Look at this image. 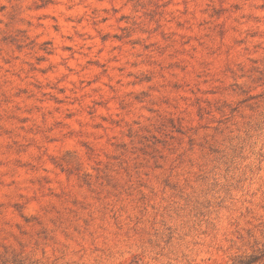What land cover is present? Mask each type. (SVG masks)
<instances>
[{"label": "clouds", "instance_id": "clouds-1", "mask_svg": "<svg viewBox=\"0 0 264 264\" xmlns=\"http://www.w3.org/2000/svg\"><path fill=\"white\" fill-rule=\"evenodd\" d=\"M26 2L28 7L23 13L27 19H33L32 0ZM0 6L6 10L0 15V19H4L12 4L10 0H0ZM85 6L97 10L93 18L99 21L110 14L116 0L111 4L109 0H85ZM68 7L69 0H55L40 8V14L51 18L65 14ZM104 7H108V13L103 11ZM220 8L225 10L223 14L214 15L213 10ZM169 13L172 24L179 22L199 41L197 44L190 41L179 51L189 57L184 62L189 68L183 74L178 73L179 77L183 75L191 82H198L203 91L233 83H250L246 77L233 79L226 66L234 68L237 64L264 58V0H173ZM134 15L138 23L151 27L144 22L143 10ZM221 24L228 34L223 41L206 38L215 36L212 29ZM97 28L103 34L99 24ZM183 38L189 41L188 35ZM169 51L177 53L175 47ZM3 54L14 55V50L6 48ZM148 56L140 55L134 62L137 66H133L131 60L116 57L115 63L124 70L113 68L107 82L93 94L94 99L104 102L103 106L95 107L94 115L87 116V109L83 108L80 119L74 123H64L59 129L46 125L32 129L33 133L56 135L59 153H78L83 171L93 177L90 195L79 211L68 209L66 214L46 204L39 181L23 178L21 166L27 169L36 166L34 170L38 174L47 167L46 146L30 141L39 149L36 153L25 143L28 138L22 133L29 129L21 130L13 125L15 131L9 133L11 139L3 137L0 144V240L18 251L23 246L28 264H201V261L212 264V260L250 252L249 245L253 243L264 245L262 87L252 86L241 94L225 97L229 105L227 111L213 112L205 121L211 135L215 128L224 132L217 137L221 150L231 156L233 148L242 149L241 158L228 171L223 165L212 169L215 182L206 186L192 182V170L185 169L184 165L177 167L173 175L187 182L191 193L188 202L182 197L162 198L155 179L159 173L145 175L142 172L131 181L121 173L115 177L117 186H124L119 191L95 179L109 161L115 139L125 138L127 126L139 122L135 124L139 129L154 119L155 110L165 115L172 111L160 104L162 97L172 95L165 87L172 74L145 63ZM151 58L165 66L169 63L167 53L165 57L153 54ZM205 63L206 68L202 67ZM150 70L158 73L156 78L150 84L139 83L136 77ZM143 93L148 96L138 100ZM185 110L192 111L183 104L175 114L180 115ZM37 157L42 167L37 165ZM175 159L172 156L169 161ZM202 166L205 164L199 165ZM241 178L246 181L242 193L225 197V189L235 188ZM129 184L135 189L132 194L125 190ZM221 246L223 251L217 255L216 249Z\"/></svg>", "mask_w": 264, "mask_h": 264}, {"label": "rangeland", "instance_id": "rangeland-1", "mask_svg": "<svg viewBox=\"0 0 264 264\" xmlns=\"http://www.w3.org/2000/svg\"><path fill=\"white\" fill-rule=\"evenodd\" d=\"M54 2L32 0L35 15L33 19H27L23 13L24 8L28 7L26 0H10L11 10L5 14L6 18L0 19L3 25L0 28V144L3 137L15 131V125L21 130L29 129L22 134L28 138L25 143L32 147L33 152L38 153L39 149L33 147L30 141H38L46 146L47 167L42 173L34 170L36 166L33 169L20 167L24 179L31 181L35 178L39 181L44 189L42 195L46 204L50 203L66 214L68 209L79 211L85 198L90 195L93 177L83 171L78 153H59L56 135L49 137L33 133L32 129L40 125L59 129L64 123H74L80 119L83 108L87 109V116L94 115L95 107L103 106L104 102L94 99L93 94L107 82L113 68L124 70L115 63L116 57L131 60L133 66H137L135 60L147 54L149 56L145 63L158 66L161 72H170L172 78L165 87L170 89L172 95L162 97L160 104L172 111L165 115L155 110L154 119L139 129L135 127L139 122L127 126L125 138L115 139L111 149L113 153L96 180H102L104 185L119 191L124 186H117L115 177L121 173L128 181L140 177L142 172L145 175L159 173L155 176L158 194L171 200L182 197L188 202L191 193L186 187L187 182L173 175L177 167L184 165L185 169L192 170V182L206 186L215 182L212 169L214 171L215 167L223 165L228 171L235 165L236 160L241 158L242 149L233 148L232 155H227L218 146L217 139L224 132L221 128H215L211 135L205 121L213 112L227 111L229 105L225 97L241 94L252 86L264 88V58L252 59L234 68L226 66L233 79L246 77L250 83H233L203 91L198 82H191L183 75L178 76V73L183 74L189 68L184 63L189 57L179 51L190 41L193 44L199 41L179 22L172 24L169 20V7L173 5V0H116L110 14L99 21L93 18L97 16V10L87 8L85 0H69V7L63 15L48 18L40 14V8ZM140 10H143L144 22L150 28L137 22L134 14ZM5 11L0 6V15ZM103 11L108 13V7H104ZM224 11L223 8L214 9L213 14L219 16ZM212 32L215 36L206 38L223 41L228 35L222 24L213 28ZM185 35L189 36V41L184 40ZM174 47L177 53L169 51ZM6 48L14 50V55H4ZM166 53L169 60L166 66L151 58L153 54L165 57ZM177 54L181 55L174 58ZM202 67L208 65L205 63ZM157 75V72L150 70L140 73L136 79L139 83L150 84ZM147 96L148 93H143L137 99L143 100ZM210 96L218 98L209 99ZM183 104H187L192 111L185 110L176 115ZM172 156L176 159L170 162ZM201 163L205 166L200 168ZM236 183L235 188L225 189V197L242 193L246 181L241 178ZM125 190L132 194L135 189L129 184ZM249 248L250 252L212 260V264H237L241 257L264 255V245L259 242L249 245ZM22 249L23 246L18 251L0 240V264H28ZM222 251L221 246L216 249V254ZM208 259L211 260V257ZM261 264H264V256Z\"/></svg>", "mask_w": 264, "mask_h": 264}, {"label": "trees", "instance_id": "trees-1", "mask_svg": "<svg viewBox=\"0 0 264 264\" xmlns=\"http://www.w3.org/2000/svg\"><path fill=\"white\" fill-rule=\"evenodd\" d=\"M262 256L250 255L241 257L237 264H261Z\"/></svg>", "mask_w": 264, "mask_h": 264}]
</instances>
